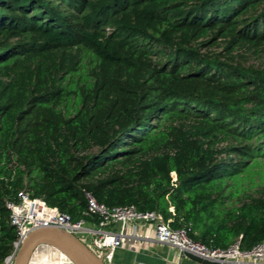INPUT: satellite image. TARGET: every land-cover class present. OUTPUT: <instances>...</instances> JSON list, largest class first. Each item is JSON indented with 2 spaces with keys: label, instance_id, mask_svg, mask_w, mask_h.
<instances>
[{
  "label": "trees",
  "instance_id": "1",
  "mask_svg": "<svg viewBox=\"0 0 264 264\" xmlns=\"http://www.w3.org/2000/svg\"><path fill=\"white\" fill-rule=\"evenodd\" d=\"M239 49L264 50V0H0V264L19 191L73 220L87 192L209 249L261 243L264 65Z\"/></svg>",
  "mask_w": 264,
  "mask_h": 264
},
{
  "label": "built area",
  "instance_id": "2",
  "mask_svg": "<svg viewBox=\"0 0 264 264\" xmlns=\"http://www.w3.org/2000/svg\"><path fill=\"white\" fill-rule=\"evenodd\" d=\"M84 199L86 205L83 217L73 220L42 200L31 198L25 191H19L15 202L5 203L15 238L11 253L2 264H12L15 252L28 232L51 226L78 237L106 264L113 263L115 252L125 239L148 238L138 232L141 227L152 230V240L155 243L177 250L179 258L184 252H188L220 264H264V240L248 251L241 250L238 243H233L225 250L209 249L190 239V226L172 229L156 211L140 212L134 205L108 208L98 204L87 192H84Z\"/></svg>",
  "mask_w": 264,
  "mask_h": 264
},
{
  "label": "water",
  "instance_id": "3",
  "mask_svg": "<svg viewBox=\"0 0 264 264\" xmlns=\"http://www.w3.org/2000/svg\"><path fill=\"white\" fill-rule=\"evenodd\" d=\"M40 248L51 249L63 256L69 264H106L78 237L58 227L32 229L21 241L12 264H30L34 253ZM181 257L195 264H220L204 260L184 252Z\"/></svg>",
  "mask_w": 264,
  "mask_h": 264
},
{
  "label": "crops",
  "instance_id": "4",
  "mask_svg": "<svg viewBox=\"0 0 264 264\" xmlns=\"http://www.w3.org/2000/svg\"><path fill=\"white\" fill-rule=\"evenodd\" d=\"M138 232L148 238L125 239L116 250L112 264H195L184 257L179 258L174 248L155 243L150 228L141 227Z\"/></svg>",
  "mask_w": 264,
  "mask_h": 264
},
{
  "label": "rangeland",
  "instance_id": "5",
  "mask_svg": "<svg viewBox=\"0 0 264 264\" xmlns=\"http://www.w3.org/2000/svg\"><path fill=\"white\" fill-rule=\"evenodd\" d=\"M222 45H215L210 48L211 54H219L221 56L226 55L222 50ZM223 54V55H222ZM233 62L239 63L243 66H253L258 67L264 65V50H258V52H254L253 50L239 49L235 50L232 53ZM222 58V57H220ZM223 60V59H222ZM252 180L256 182L264 183V163H261L259 166L255 167L252 174ZM258 187L250 190V193H254ZM31 264H69L63 259L62 256L58 255L51 249L40 248L36 255H34Z\"/></svg>",
  "mask_w": 264,
  "mask_h": 264
},
{
  "label": "bare ground",
  "instance_id": "6",
  "mask_svg": "<svg viewBox=\"0 0 264 264\" xmlns=\"http://www.w3.org/2000/svg\"><path fill=\"white\" fill-rule=\"evenodd\" d=\"M37 251H38V250H37ZM37 251H36V252H37ZM36 252L34 253V255L36 254ZM34 255H33V256H34ZM32 258H33V257H32ZM31 261H32V260H31ZM30 263H31V262H30Z\"/></svg>",
  "mask_w": 264,
  "mask_h": 264
}]
</instances>
